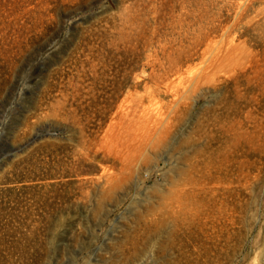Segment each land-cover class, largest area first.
I'll return each instance as SVG.
<instances>
[{
    "label": "rangeland",
    "instance_id": "obj_1",
    "mask_svg": "<svg viewBox=\"0 0 264 264\" xmlns=\"http://www.w3.org/2000/svg\"><path fill=\"white\" fill-rule=\"evenodd\" d=\"M0 264H264V0H0Z\"/></svg>",
    "mask_w": 264,
    "mask_h": 264
}]
</instances>
